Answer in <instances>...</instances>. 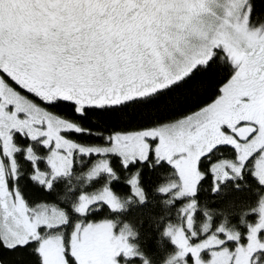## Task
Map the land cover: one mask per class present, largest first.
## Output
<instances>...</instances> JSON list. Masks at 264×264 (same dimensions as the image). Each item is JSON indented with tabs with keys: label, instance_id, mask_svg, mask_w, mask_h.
Returning a JSON list of instances; mask_svg holds the SVG:
<instances>
[{
	"label": "snow or ice",
	"instance_id": "1",
	"mask_svg": "<svg viewBox=\"0 0 264 264\" xmlns=\"http://www.w3.org/2000/svg\"><path fill=\"white\" fill-rule=\"evenodd\" d=\"M0 264H264V0H0Z\"/></svg>",
	"mask_w": 264,
	"mask_h": 264
},
{
	"label": "trees",
	"instance_id": "2",
	"mask_svg": "<svg viewBox=\"0 0 264 264\" xmlns=\"http://www.w3.org/2000/svg\"><path fill=\"white\" fill-rule=\"evenodd\" d=\"M87 142H92V141H87ZM120 191H124L123 188L119 189ZM149 212V208L146 207L144 209H139V210H136V219H139L140 216H144L145 217V220H147V214ZM99 219V218H98ZM147 227V224L145 225V228Z\"/></svg>",
	"mask_w": 264,
	"mask_h": 264
}]
</instances>
